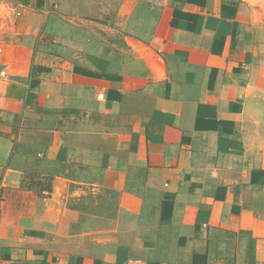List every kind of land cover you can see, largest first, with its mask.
<instances>
[{
	"label": "crops",
	"instance_id": "obj_1",
	"mask_svg": "<svg viewBox=\"0 0 264 264\" xmlns=\"http://www.w3.org/2000/svg\"><path fill=\"white\" fill-rule=\"evenodd\" d=\"M0 167V264H264V0H0Z\"/></svg>",
	"mask_w": 264,
	"mask_h": 264
},
{
	"label": "trees",
	"instance_id": "obj_2",
	"mask_svg": "<svg viewBox=\"0 0 264 264\" xmlns=\"http://www.w3.org/2000/svg\"><path fill=\"white\" fill-rule=\"evenodd\" d=\"M22 92V90L19 89V94L20 95ZM16 119V121L19 119L17 116L14 117ZM2 175L3 173H0V200H1V197H2V186H1V182H2Z\"/></svg>",
	"mask_w": 264,
	"mask_h": 264
},
{
	"label": "rangeland",
	"instance_id": "obj_3",
	"mask_svg": "<svg viewBox=\"0 0 264 264\" xmlns=\"http://www.w3.org/2000/svg\"><path fill=\"white\" fill-rule=\"evenodd\" d=\"M0 168H2V167H0ZM4 169V167L1 169V170H3ZM0 170V171H1ZM1 173V172H0ZM2 179H3V175H2ZM2 197H3V187H2ZM2 197H1V199H2ZM1 201V200H0Z\"/></svg>",
	"mask_w": 264,
	"mask_h": 264
},
{
	"label": "built area",
	"instance_id": "obj_4",
	"mask_svg": "<svg viewBox=\"0 0 264 264\" xmlns=\"http://www.w3.org/2000/svg\"><path fill=\"white\" fill-rule=\"evenodd\" d=\"M2 74H4V72H2ZM99 96L101 97V96H102V94H99Z\"/></svg>",
	"mask_w": 264,
	"mask_h": 264
}]
</instances>
